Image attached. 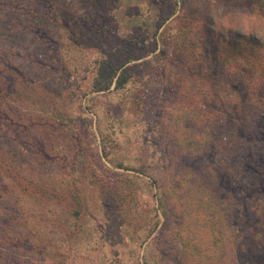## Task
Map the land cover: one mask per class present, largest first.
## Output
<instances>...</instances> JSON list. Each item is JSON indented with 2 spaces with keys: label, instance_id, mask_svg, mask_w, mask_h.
<instances>
[{
  "label": "rangeland",
  "instance_id": "obj_1",
  "mask_svg": "<svg viewBox=\"0 0 264 264\" xmlns=\"http://www.w3.org/2000/svg\"><path fill=\"white\" fill-rule=\"evenodd\" d=\"M259 1L0 0V264H137L153 237L154 264H264V135L245 148L241 181L224 164L240 153L237 128L221 164L219 150L190 155L183 138L201 131L185 128L191 94L210 79L201 46L212 35L264 40ZM97 25L102 41L132 42L134 57L101 90L91 62L70 57L95 61ZM251 54L230 82L255 95L264 43ZM122 71L131 80L116 93ZM234 91L228 106L257 120L246 104L255 99Z\"/></svg>",
  "mask_w": 264,
  "mask_h": 264
},
{
  "label": "trees",
  "instance_id": "obj_2",
  "mask_svg": "<svg viewBox=\"0 0 264 264\" xmlns=\"http://www.w3.org/2000/svg\"><path fill=\"white\" fill-rule=\"evenodd\" d=\"M251 1L257 4L258 0ZM261 1L264 2V0ZM261 5L264 9V3H261ZM19 9H24V7H21ZM94 28L99 35V43L97 45L99 46L98 48L100 50V53L95 61H91L90 55L88 53L85 55L84 53H82V51H77V53L71 52L72 54L70 57H76V55L80 52V59L78 60L83 61L86 59V62H91L92 72L94 75L92 89H108L112 78L114 77V74L118 71V69L121 66H124L129 59L134 58L132 55H126V52H128L127 50L131 49L133 43L129 42L126 39L118 41L115 38L110 39L106 42L102 41L101 34L103 31L101 30L100 25L94 26ZM74 37L75 38L73 39V43H77V45L79 44L80 46H82V38L79 35H74ZM214 37L215 36L212 35L209 41H206V43L201 46L200 51L201 58L199 59V62L205 64L207 70L205 76H210V79L205 78V85L208 84V87L206 88L207 91L203 93L205 95L201 94V96H198L197 94H191L196 104L193 103L189 105L190 107H188L187 110L191 112L194 120L192 121V124H186L185 128L191 126L193 129H195L193 126L199 125L201 131L198 136L200 137H193L191 136V134L187 135V132H185L183 134V138L185 139V141H187V153L190 155L198 154L202 146H210L209 148L211 149L212 147H214L216 148V150H219V157L216 159V161L221 164V162L224 161L223 157L228 155L227 151L230 149L227 148L226 150V142H231L232 139H234V136H236L235 134L237 128V135H239L241 139L240 143H235V147L237 144L240 153H232L228 163L224 164L226 165L225 167H230V174H238L239 181H241V179L245 177L247 171V167L246 165H244L245 148L248 145L253 146L254 149L258 148L261 144L260 142H262L259 138L264 135V84L260 85L254 90L255 95H249L247 94L248 92L244 90V87L233 88V84L230 82V77H233V80L237 82L241 81V75L239 74L243 72L244 68L249 64L251 59L250 56L252 55L251 53H255L257 49L264 43V40L263 36H248L245 33H238L237 35H234L232 37L223 34L221 37H218V41H215ZM193 43L194 41L189 42L191 46L194 45ZM74 49L76 50L75 47ZM124 49L127 50L124 52ZM226 63L229 64L227 65ZM220 65H224L221 68V70L223 71L221 74H218L217 70ZM231 65H234V71L232 72V74H225L226 70H224V67L228 68ZM223 74L224 78L222 79ZM130 76L131 72L122 71L116 79V85L113 91L116 93L119 91L122 92L128 82L131 80ZM234 89L236 91H239L238 93L240 94V97H242V99H245V97H247L248 95L250 96V98L255 99V103L250 102L246 104L252 106L251 109H248V111L249 113H252L251 115H255L257 120H254L251 117L244 116V113L246 112L245 107L242 109L243 116H240L238 113H236V106L235 109L234 106H228V98L230 97V95L234 94ZM249 122L254 123L253 125H255V130L250 128L251 131H248V134H246V131L241 134L238 127H242L244 123ZM232 128H235L234 132L232 131ZM249 132H253L254 137L252 136V134H249ZM202 133L204 134V136H206L205 140H202V138L204 137H201ZM247 135H249V137H247ZM252 140H254V142H249ZM196 143H198V146H195ZM104 154L107 156V153ZM220 155H223V157L221 158ZM100 159L101 158L99 156V160ZM159 202H161V198ZM152 217H154V215H152ZM147 222H149V220H147ZM147 226H149V223ZM141 228L143 229L145 227ZM151 232H153V228L148 229V231H146L145 233V236H143L138 243L141 245L143 241H145L150 236ZM140 236L141 234L137 236L133 235V238H139ZM11 237H6L10 248L17 243L13 240V238H16L17 235L14 234L11 235ZM156 238L157 237H153L149 241L150 243H152L154 248ZM150 243L148 244L150 245ZM147 245L145 247L143 255V262L141 263L137 259V264H154L151 262V256L149 255V251L147 249V247L149 246ZM101 258L102 256L97 260V263L95 264H100L99 261ZM101 262V264H112V260Z\"/></svg>",
  "mask_w": 264,
  "mask_h": 264
}]
</instances>
